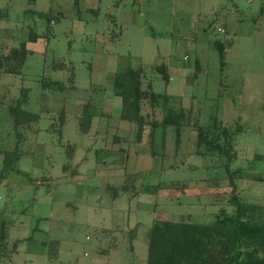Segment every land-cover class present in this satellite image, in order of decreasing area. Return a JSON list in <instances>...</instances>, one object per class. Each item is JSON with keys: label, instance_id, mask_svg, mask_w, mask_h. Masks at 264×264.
Wrapping results in <instances>:
<instances>
[{"label": "rangeland", "instance_id": "1", "mask_svg": "<svg viewBox=\"0 0 264 264\" xmlns=\"http://www.w3.org/2000/svg\"><path fill=\"white\" fill-rule=\"evenodd\" d=\"M126 67L141 70L142 91L190 106L178 139L160 128L150 148L147 128L139 141L119 119L112 80ZM18 100L36 118L16 139L7 107ZM141 107L161 120L160 103ZM212 116L240 127L235 194L264 213V0H0V169L3 152L20 150L0 184L5 250L22 240L0 264H145L153 220L213 226L233 207L225 158L196 154L192 122Z\"/></svg>", "mask_w": 264, "mask_h": 264}, {"label": "trees", "instance_id": "2", "mask_svg": "<svg viewBox=\"0 0 264 264\" xmlns=\"http://www.w3.org/2000/svg\"><path fill=\"white\" fill-rule=\"evenodd\" d=\"M40 19H47L45 13L36 14ZM213 21L209 22L212 23ZM213 25V24H212ZM29 39L35 40L34 36ZM29 41V40H28ZM214 47L218 51L220 70L225 62V45L221 41H214ZM156 70V69H155ZM160 78L168 84L169 76L167 68L157 67ZM141 70L130 67L114 72L112 91L120 99L119 119L135 126L136 138L140 141L147 128L148 145L153 148L154 136L158 129L171 127L178 139L182 130L189 126L190 106L188 108L169 105L172 99L168 94L155 93L154 91H142L140 89ZM44 88H61L57 82H48ZM146 100L152 109L159 105L162 108L160 121L146 120L141 114L142 101ZM177 101L180 102L179 98ZM19 100L13 106H8V115L11 118L12 128L16 139L20 138L18 126L34 120L36 116L20 108ZM84 124H88L91 115L84 116ZM211 123L201 125L199 120L192 122L196 134V154L201 147L209 155H219L225 158V173L230 186V204L233 210L230 213L221 210L214 215L216 223L213 226L207 224L172 222L168 220H153L146 230L145 243L147 246L145 264H264V214L257 204H246L235 194L236 186L233 175L229 171L231 162L236 158L233 138L240 132L237 125L229 129L218 122L216 117H210ZM85 126V125H84ZM86 127V126H85ZM222 140V144H221ZM18 141V140H17ZM202 154V153H201ZM20 150L16 146L10 151L3 152L0 169V184L5 176L13 170L18 161ZM155 152L151 149L150 157L154 158ZM6 223H0V261L4 256H10L16 252V246L22 240L12 243L11 252L6 248Z\"/></svg>", "mask_w": 264, "mask_h": 264}, {"label": "crops", "instance_id": "3", "mask_svg": "<svg viewBox=\"0 0 264 264\" xmlns=\"http://www.w3.org/2000/svg\"><path fill=\"white\" fill-rule=\"evenodd\" d=\"M3 184V183H2ZM1 184V185H2ZM15 195V194H14ZM262 211V210H261ZM264 214V213H263ZM2 219H3V216L2 214L0 215V223L2 222ZM8 228V227H7ZM6 228V231H5V236H6V242H7V232L9 231L8 229ZM15 240H19V239H15ZM14 240V241H15ZM8 243V242H7ZM37 243V242H36ZM39 243V247L41 246V244L44 246L45 245V256H44V259H47V258H50L51 259V253L55 252L57 253V250H58V243L55 242V241H45V242H38ZM55 257V256H54ZM91 264H94V263H91Z\"/></svg>", "mask_w": 264, "mask_h": 264}]
</instances>
